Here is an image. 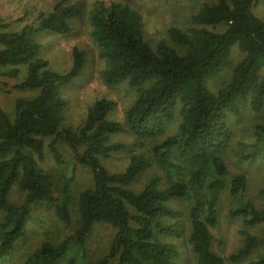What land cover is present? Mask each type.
<instances>
[{
  "label": "trees",
  "instance_id": "trees-1",
  "mask_svg": "<svg viewBox=\"0 0 264 264\" xmlns=\"http://www.w3.org/2000/svg\"><path fill=\"white\" fill-rule=\"evenodd\" d=\"M261 1L204 3L191 16V27L171 28L168 41L155 47L145 37L138 11L123 2L96 3L90 24L105 63L101 78L107 86L128 84L136 97L124 122L109 118L115 102L97 100L78 130L65 125L68 102L62 90L82 74L85 54L75 48L72 68L59 74L42 58L39 39L45 33L69 34L79 8L59 3L21 29L0 22V75L19 78L25 67L16 88L37 92L18 99L12 114L0 105V264L10 263L26 241L31 213L40 205L52 207L66 227H76L65 239L43 242L21 264H89L86 247L99 224L116 234L97 264H183L177 242L184 237L195 264L249 259L264 264V228L261 235L250 232L264 227V209L246 196L247 176L230 180L228 168L233 127L248 112H264V20L253 13ZM234 46L243 57L233 66ZM232 66L230 80L214 90L212 84ZM178 119L176 132L156 142ZM254 130L252 149L237 153L241 162L264 157V126ZM126 131L151 142L152 154H134L123 172L111 173L102 160L125 149L111 140ZM62 145L93 174V187L76 202L68 180L57 194L55 176L44 167L47 147L58 164L64 162ZM150 169L155 175L141 191L132 190ZM15 190L25 196L21 204L13 198ZM224 193L233 203L230 216L244 225L243 245L228 260L213 250L211 232ZM177 202L186 204V220L174 207Z\"/></svg>",
  "mask_w": 264,
  "mask_h": 264
},
{
  "label": "rangeland",
  "instance_id": "rangeland-1",
  "mask_svg": "<svg viewBox=\"0 0 264 264\" xmlns=\"http://www.w3.org/2000/svg\"><path fill=\"white\" fill-rule=\"evenodd\" d=\"M213 1L216 0H0V22L3 25L10 24L14 29H21L24 26L35 25L40 14H49L59 3H63L64 6L75 5L79 8L80 13L73 19L72 30L69 34L45 33L39 39L42 58L49 64L52 71L59 74H66L72 68L75 48L85 54L86 62L82 74L62 90V95L68 102L65 125L78 130L85 125L88 111L97 100L105 98L115 102L116 107L109 118L115 122H124L126 111L136 97V91L131 89L128 84L107 86L101 78L105 63L100 58L99 48L92 37L90 24L91 13L96 3L123 2L138 11L143 20L145 37L155 47L162 41H168V31L171 28L186 30L191 27V16L204 3ZM253 13L264 20V1L259 2L253 8ZM237 48V46L233 48V66L243 57ZM233 66L224 74L223 80L212 84L214 90L219 89L230 80ZM21 72L19 78L15 79L0 75V105L9 114L14 113L18 99L31 98L37 94L36 91H20L16 88L23 81L26 68H21ZM179 122L178 119L167 129L165 134L157 138L156 142H161L167 136L173 135ZM256 125L264 126V112L261 115H253L248 112L233 127L232 148L228 154L229 179L231 180L242 173L245 174L248 178L246 196L259 209H264V194L262 193L264 191V157H259L251 164L241 162L237 154L239 151L252 149ZM50 142L51 140H47L46 144L49 146ZM111 142L125 147L123 151L102 160L103 165L111 173L123 172L129 164L130 156L134 154H152L151 142L137 140L130 131L113 135ZM60 152L64 157L62 164L55 161L47 147L44 167L55 176L57 194L60 193L63 182L68 180L73 200L76 202L83 190L93 187V174L89 169L76 163L72 151L65 145L60 147ZM154 175L155 169L148 170L130 186L131 189L136 192L141 191ZM163 179V182L168 184V176L164 175ZM13 198L21 204L25 196L15 190ZM185 206L184 202L174 204L184 220H186V215H183ZM232 207L233 203L224 193L219 202L218 223L211 227L214 237L213 250L226 260L243 245L241 231L244 229V225L241 219L230 216L229 212ZM185 226L189 233V224L186 223ZM75 227L68 228L60 223L52 207L35 206L28 221V237L18 247L8 264H21L26 255L39 249L43 242L48 239L56 242L65 239L73 234ZM263 228V226H259L250 229V232L254 235H261ZM115 234L116 230L108 225L99 224L94 228L86 247L89 264H97L103 256L108 254ZM177 244L182 254V263L195 264L186 237L178 240ZM251 261L253 260L249 259L236 264H250ZM227 264L234 263L227 262Z\"/></svg>",
  "mask_w": 264,
  "mask_h": 264
}]
</instances>
